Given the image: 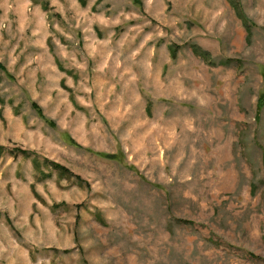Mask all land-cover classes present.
Wrapping results in <instances>:
<instances>
[{"label": "rangeland", "instance_id": "1", "mask_svg": "<svg viewBox=\"0 0 264 264\" xmlns=\"http://www.w3.org/2000/svg\"><path fill=\"white\" fill-rule=\"evenodd\" d=\"M0 62V264H264V0H0Z\"/></svg>", "mask_w": 264, "mask_h": 264}, {"label": "trees", "instance_id": "2", "mask_svg": "<svg viewBox=\"0 0 264 264\" xmlns=\"http://www.w3.org/2000/svg\"><path fill=\"white\" fill-rule=\"evenodd\" d=\"M241 5L238 4V5H235V9L236 11H238L239 13V16L242 18L243 20V24H244V27L245 29L247 30L248 34H250V29H251V26H252V23L249 21L248 17L244 14V12L242 11V9L240 8ZM195 51L198 52L199 49L197 47H194ZM170 50L172 51V55L175 56L176 53H177V48L176 46H171L170 47ZM211 61H214L213 59H211ZM262 66V69L260 68V71L262 72V75H263V78H264V64L261 65ZM260 67V65H259ZM0 68H4V65L2 64V62H0ZM33 105L37 108V110L39 111V113L46 119V121L52 125H54V121L51 120V119H48L46 118L43 114H42V109L41 107H39L36 103H33ZM264 105V89L261 91L259 97H258V100H257V106H258V111L261 110V108L263 107ZM18 151V150H17ZM16 152V151H14ZM13 152V153H14ZM18 152L22 153L24 156H29L31 153L26 150V149H23V150H19ZM103 155L105 157H108V158H113V159H117L116 158V155L115 154H111V153H103ZM52 166L58 170H60L61 172L63 173H71V171L65 167L64 165L60 164V163H57V162H51ZM77 178H80L77 176Z\"/></svg>", "mask_w": 264, "mask_h": 264}]
</instances>
